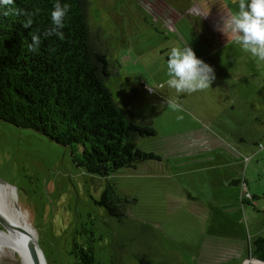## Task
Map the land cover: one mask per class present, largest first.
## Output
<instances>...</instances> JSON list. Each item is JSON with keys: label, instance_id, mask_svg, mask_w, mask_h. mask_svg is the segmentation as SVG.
<instances>
[{"label": "rangeland", "instance_id": "rangeland-1", "mask_svg": "<svg viewBox=\"0 0 264 264\" xmlns=\"http://www.w3.org/2000/svg\"><path fill=\"white\" fill-rule=\"evenodd\" d=\"M238 3L89 0L93 41L105 43L117 71L108 86L119 104L153 120L157 134L137 144L159 159L99 177L44 134L0 121V182L14 190L12 206L46 264H73V237L83 227L95 230L103 264H142L137 253L154 263L256 262L250 247L264 235V61L223 28ZM187 44L216 78L208 89L178 94L166 84L167 60L172 47ZM108 184L126 197L121 217L99 203ZM14 258L7 253L2 264Z\"/></svg>", "mask_w": 264, "mask_h": 264}, {"label": "trees", "instance_id": "trees-1", "mask_svg": "<svg viewBox=\"0 0 264 264\" xmlns=\"http://www.w3.org/2000/svg\"><path fill=\"white\" fill-rule=\"evenodd\" d=\"M62 2L71 5L65 38L42 37L36 53L27 50L30 33H43L51 26L55 0H14L12 5L0 6V121L44 134L63 145L73 163L99 177L108 178L124 168L136 170L141 163L159 159L137 144L139 137L157 134L153 120L119 104L108 86L117 71L105 43L93 41L89 0ZM145 2L151 7L159 4V0ZM35 8L40 11L32 27L24 28L21 11ZM247 194L243 196L248 198ZM125 199L108 184L99 203L121 217L118 207ZM80 230L73 237V264H103L96 258L95 230ZM250 254L256 260L252 264H264V235L253 241ZM136 258L142 264H173L154 263L143 253Z\"/></svg>", "mask_w": 264, "mask_h": 264}, {"label": "clouds", "instance_id": "clouds-1", "mask_svg": "<svg viewBox=\"0 0 264 264\" xmlns=\"http://www.w3.org/2000/svg\"><path fill=\"white\" fill-rule=\"evenodd\" d=\"M13 3L14 0H0V6H8ZM70 9L69 3L55 0L50 14L51 26L43 33H40L39 30L31 32V42L27 45V50L32 53L38 52L42 37L56 36L63 40L65 38L63 29L66 26ZM39 11L38 8L21 11L25 17L22 23L24 28L32 27L34 17L39 14ZM225 25L232 33L235 43L253 57L264 61V0H239L238 11L226 19L223 28ZM167 75L169 77L166 81L167 86L178 94H191L208 89L216 78L213 67L198 58L188 44L183 48H171L167 60ZM167 104L172 110L183 112L179 103L169 100ZM177 119H183V116L180 115Z\"/></svg>", "mask_w": 264, "mask_h": 264}, {"label": "bare ground", "instance_id": "bare-ground-1", "mask_svg": "<svg viewBox=\"0 0 264 264\" xmlns=\"http://www.w3.org/2000/svg\"><path fill=\"white\" fill-rule=\"evenodd\" d=\"M13 192V189L0 182V200L2 199L3 210L2 212L0 209V219L5 223L3 226L6 229L0 227V264L7 253L15 256L11 261L14 264H35L29 250L30 234L34 235L35 232L33 233L22 213L13 208L10 198ZM42 262L45 264V259Z\"/></svg>", "mask_w": 264, "mask_h": 264}, {"label": "water", "instance_id": "water-1", "mask_svg": "<svg viewBox=\"0 0 264 264\" xmlns=\"http://www.w3.org/2000/svg\"><path fill=\"white\" fill-rule=\"evenodd\" d=\"M0 222L2 224H5L1 219ZM31 238H30V242H29V250H30V255L32 257V260L35 264H44V256L43 253L40 249V246L38 244V241L36 240L35 236L31 233L30 234ZM42 259V260H41ZM45 264H46V260H45Z\"/></svg>", "mask_w": 264, "mask_h": 264}, {"label": "flooded vegetation", "instance_id": "flooded-vegetation-1", "mask_svg": "<svg viewBox=\"0 0 264 264\" xmlns=\"http://www.w3.org/2000/svg\"><path fill=\"white\" fill-rule=\"evenodd\" d=\"M250 197H251V196H250ZM250 197L245 198V197L242 195V201H243V199L246 200V201L248 200V202H244V201H243V202H244V203H249V202H251V200L254 199V196H252L251 199H249Z\"/></svg>", "mask_w": 264, "mask_h": 264}, {"label": "built area", "instance_id": "built-area-1", "mask_svg": "<svg viewBox=\"0 0 264 264\" xmlns=\"http://www.w3.org/2000/svg\"><path fill=\"white\" fill-rule=\"evenodd\" d=\"M247 195H249V194H247Z\"/></svg>", "mask_w": 264, "mask_h": 264}]
</instances>
